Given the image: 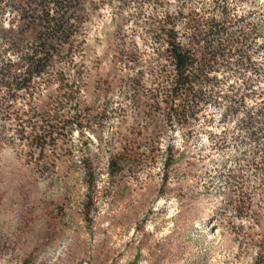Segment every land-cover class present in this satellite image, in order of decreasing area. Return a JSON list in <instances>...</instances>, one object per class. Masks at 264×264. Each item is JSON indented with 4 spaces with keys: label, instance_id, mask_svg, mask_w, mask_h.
I'll list each match as a JSON object with an SVG mask.
<instances>
[{
    "label": "rangeland",
    "instance_id": "374dc122",
    "mask_svg": "<svg viewBox=\"0 0 264 264\" xmlns=\"http://www.w3.org/2000/svg\"><path fill=\"white\" fill-rule=\"evenodd\" d=\"M190 12L203 32L215 20L222 33L209 44L186 39L189 47L212 49L230 36L229 48L247 50L264 68V0H92L74 30L75 49L15 93L9 113L0 110V264H256L264 231V132L254 142L238 119L264 99V78L238 68L237 54L219 60L214 88L205 89L220 107L201 113L198 134L188 141L181 130L169 131L162 112L148 110L140 91L132 100L118 88L139 69L151 85L159 27L170 17L189 38ZM4 16L0 32L12 26V14ZM120 50L136 54L135 62H118ZM99 79L111 86L107 98L96 91ZM242 94L238 118L223 117ZM115 107L121 111L112 113ZM209 116L214 121L204 123ZM153 131L160 143L150 159L144 138ZM32 137L45 140L36 146ZM126 140L139 143L142 162H128L111 177L110 157ZM169 144L178 151L165 169ZM86 169L97 175L92 191ZM242 196L258 213V226L236 217Z\"/></svg>",
    "mask_w": 264,
    "mask_h": 264
},
{
    "label": "trees",
    "instance_id": "16d2710c",
    "mask_svg": "<svg viewBox=\"0 0 264 264\" xmlns=\"http://www.w3.org/2000/svg\"><path fill=\"white\" fill-rule=\"evenodd\" d=\"M123 1V0H120ZM92 0H0V18L6 20L4 13L9 11L12 14V26L4 32H0V41L6 48L0 49V87L5 89V96L0 97V110L9 113L8 103L20 90L27 91L35 77L43 75L47 67L62 56H68L74 49V30L80 26L83 17V9ZM3 5V6H1ZM224 15V12H222ZM177 15H182L179 10ZM191 17L187 25L194 30L191 37L185 38L175 30V24L170 17L165 18V25L159 27L157 40L161 41L160 48L156 52L157 62L149 74L152 79L148 87L143 83V72L139 69L134 76L126 75L119 81V91L129 94L134 100L140 91L146 96L149 104L146 105L151 113H163L166 117L169 131H182L185 141H188L193 134H198L196 130L199 121L203 118L202 112L208 107L217 108L219 101L216 96L206 94V87L214 88L216 77L214 74L220 70L216 63L228 55L237 54L239 60L236 66L244 71L253 72L256 78H264V68L256 66L247 50L234 47L229 48L233 43L232 37L225 39L224 43H218L212 49H192L185 40L189 39L192 44L213 43L220 38V22L211 21L212 31L203 32L200 30L201 24L196 19V13L190 12ZM17 20L19 23L14 25ZM167 26V28H166ZM1 29V27H0ZM259 32H255L257 37ZM238 43V41L236 42ZM234 44V43H233ZM67 50H64V48ZM65 52L64 55H62ZM118 62L123 59L135 62L136 54L128 50H120L116 56ZM20 71L19 73H17ZM60 83L64 79L59 80ZM248 84V82H246ZM96 91H102L105 98L111 91V86L106 79H99ZM73 93V92H72ZM71 93V94H72ZM263 94H261V97ZM229 98V97H228ZM235 99L231 97L230 102ZM244 95H240L238 105L228 106L223 117L238 118V111L244 105ZM263 98V97H262ZM226 99V96H225ZM88 109V108H86ZM243 117L238 119V126L254 142L259 140L264 132V99H260L259 106L246 107ZM121 111L120 107L112 109V113ZM108 112L104 110V113ZM104 113L98 117L104 116ZM106 115V114H105ZM212 116L204 119V123H211ZM76 129H81V119L74 122ZM5 126H3L4 128ZM65 127V125H63ZM50 126L47 125L45 132L50 133ZM31 143L36 146L41 145L45 137H32ZM145 143L149 145L150 152L147 158L156 156L157 145L160 143V132L153 131L147 135ZM212 143L218 141L210 138ZM220 144V142H218ZM225 143V142H223ZM175 146L167 145L165 151V169L174 160ZM143 154L140 152L139 143L135 140H126L123 144L122 152L111 156L109 162V175L119 176L123 171V166L132 162L136 165L142 162ZM264 159V157H263ZM86 179L89 181L86 188L90 191L95 189L93 181L97 175L91 170H85ZM235 215L240 218L251 219L255 226H258V213L249 210V199L242 196L237 199ZM234 229V228H233ZM253 245V243L251 242ZM258 245L255 263L264 259V231L261 238L256 242Z\"/></svg>",
    "mask_w": 264,
    "mask_h": 264
}]
</instances>
